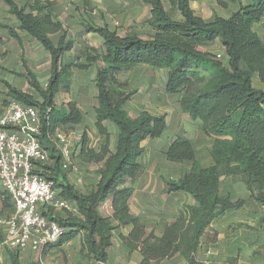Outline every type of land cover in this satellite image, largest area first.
Wrapping results in <instances>:
<instances>
[{"label":"trees","instance_id":"trees-1","mask_svg":"<svg viewBox=\"0 0 264 264\" xmlns=\"http://www.w3.org/2000/svg\"><path fill=\"white\" fill-rule=\"evenodd\" d=\"M137 1L150 8L148 24L154 29L150 38L119 36L106 26L86 23L84 31L102 39V52L84 49L70 60L66 54L75 49V44L55 15L52 1L33 0L20 6L15 0H0L17 21L15 27L0 23V45L4 43L2 33L22 45L19 33H23L50 56V78L45 86L23 64L22 77L39 100L8 84L5 95L10 101L38 110L37 139L50 162L38 164L37 172L52 181L57 198L76 211H65L63 218L53 217L51 208L43 213L63 229L57 246L81 234L84 256L91 264H106L113 233L131 227L119 238L128 252L142 255L140 264H157L175 254L186 264H201L197 252L203 238L212 234L213 242L217 235L211 223L246 205L244 199L222 195L224 179L239 177L249 200L264 207V89L258 90L252 83L256 76L264 85V38L254 30L255 25L264 27V0H247L227 18L215 16L210 23L195 16L190 0H169L179 20L165 11L162 0ZM214 42L220 44L223 54L207 51L206 47ZM141 65L166 72L165 94L180 95L181 113L199 121L202 138L211 141L208 166L197 161L194 146L185 137L175 136L166 149L167 162L189 165L178 180H164L166 193L185 194L194 205L180 213L178 219L183 216L186 225L177 228L174 223L163 237L147 232L130 209L134 185L143 169L142 143L161 138L168 128L164 115L144 111L131 118L124 110L135 91L120 77ZM92 66L97 93L92 109L94 127L103 143L100 152L95 153L87 148L86 134L81 137V154L99 165L95 188L83 194L67 180L55 137L60 130L82 124L84 117L75 102L57 104L56 97L67 91L66 77L73 69L84 71ZM106 125L114 130L113 151L109 149ZM105 203L110 205L109 217L99 212ZM12 264L19 263L13 258Z\"/></svg>","mask_w":264,"mask_h":264},{"label":"rangeland","instance_id":"rangeland-1","mask_svg":"<svg viewBox=\"0 0 264 264\" xmlns=\"http://www.w3.org/2000/svg\"><path fill=\"white\" fill-rule=\"evenodd\" d=\"M15 1L21 6L27 1L33 0ZM50 1L55 5V15L66 28L69 39L75 44V49L66 54V57L70 60L80 56L84 49H94L98 53L102 52V39L95 34L86 33L83 29V25L86 23L95 27L106 26L119 36L135 34L142 39H148L154 33V29L148 24L150 8L141 5L137 0ZM246 2L247 0H190V5L195 16L208 22L215 16L227 18ZM162 3L171 18L180 19L179 13L169 0H162ZM0 23L12 27L17 25L15 17L11 15L9 8L2 2H0ZM254 30L264 38L263 26L255 25ZM2 35L4 36V43L0 45V108L6 109L10 102L2 100L6 84L28 90L27 82L22 77L25 73L23 64L25 63L40 84L45 86L50 78V61L48 53L27 35L19 33L22 45L7 37L5 33H2ZM206 48H210L215 53L221 51L218 42L211 43ZM94 76L95 66L84 71L73 69L66 77L67 91L56 97L57 104L75 102L84 117L82 124L60 130L69 145L71 163L76 168V172H66L67 180L83 194L89 193L96 186L99 165L93 159H89L88 155L81 154V137L86 134L87 148L95 151V153L100 152L103 143V138L94 127L92 109L96 104L97 95ZM165 76L166 72L164 70L141 65L120 77L121 81L127 82L131 89L135 91L124 106V110L129 117L135 118L145 111L151 115H164L167 120L168 128L161 138L148 139L142 143L144 153L141 161L143 165L141 175L146 177L149 187L146 190L148 194H146L145 189H142V194L138 195L135 202V209L138 211L144 210L143 205L146 201L150 202L149 209L145 210L149 211L147 213L151 218L148 217L149 220L146 221V224L148 227L154 226L155 232H157L155 234L159 233L160 237L165 235L168 227H173L176 223L177 228L184 227L186 221L183 216L178 219L180 213L185 212L188 206L194 205L186 195H168L166 193L164 180H178L189 168V165H176L167 162L164 155L166 149L175 136L185 137L192 142L197 161L202 166H208L210 164L208 147L211 143L210 140L202 138L200 122L191 120L181 113L178 105L180 95L170 96L165 94ZM252 83L256 89H264V85L260 83L256 76L252 78ZM31 93L39 100L34 91ZM106 127L110 134L109 149L113 151L115 146L114 130L109 125H106ZM55 191L57 194L58 191ZM221 193L222 195L230 194L234 198H246V205L242 210L230 212L218 218L213 223V226L218 230V237L216 235L215 242L212 243V234H209L203 238L202 243L206 248H217L219 250L220 256L213 264H237L241 256H239V250L233 249L232 243L236 239H246L245 235L250 236L251 229H255L259 224L264 225V207L252 202L249 198L247 199L248 192L239 177L224 179L221 185ZM178 208L179 215L176 219H173ZM55 211L63 217L66 215L63 210ZM99 211L102 217H105L107 215V203L103 204ZM157 213L161 215L157 216ZM118 234L119 232L115 231L113 236L116 237ZM174 235L175 232L172 237ZM77 239L80 240V238ZM164 242H167V238ZM211 243L212 245H209ZM65 247L66 251L56 249L45 258H42V263L91 264L88 259L77 254L79 249L77 242L69 246L66 244ZM254 248V255H250L246 249L245 255L240 260L241 264H253V259L264 253L263 246H255ZM230 252L231 257L237 256V258L226 261L227 256L225 255L230 254ZM35 261H40L38 254L30 258L20 259L19 263L27 264ZM157 264H186V262L179 254H175L168 259L160 260Z\"/></svg>","mask_w":264,"mask_h":264},{"label":"built area","instance_id":"built-area-1","mask_svg":"<svg viewBox=\"0 0 264 264\" xmlns=\"http://www.w3.org/2000/svg\"><path fill=\"white\" fill-rule=\"evenodd\" d=\"M39 133L38 110L10 101L0 115V186L14 206L11 217L0 218V226L5 229L1 246L8 251L29 248L41 253L63 234V229L43 213L49 208L76 212L57 198L54 183L37 172L38 164L50 162L48 152L37 139ZM55 138L62 169L76 172L64 135L58 132Z\"/></svg>","mask_w":264,"mask_h":264},{"label":"crops","instance_id":"crops-1","mask_svg":"<svg viewBox=\"0 0 264 264\" xmlns=\"http://www.w3.org/2000/svg\"><path fill=\"white\" fill-rule=\"evenodd\" d=\"M214 18L215 17H213L208 22H206L204 20L203 21L206 22V23H210V22H212L214 20ZM206 49H207V51H209L211 53H215L210 48H206ZM215 54H223L222 47H221V51L219 53H215ZM48 58H49V61H50V56ZM49 65H50V63H49ZM12 87L16 88L17 90H19L21 92H24V93H27L29 95H32L31 92L33 90L29 87V85L27 86L28 90L19 89V88L15 87V86H12ZM6 91H7V88L5 87L4 88V95L2 97V100L3 101L4 100L5 101H10L9 98H7L6 95H5ZM4 109L5 108H0V115L3 113ZM148 184L149 183H148V181H146V177H143L141 175V173H140V175H139V177L136 180L135 185H134L135 196H134V198L132 200L131 207H130L131 212L135 216L139 217L143 224L144 223L146 224L147 223L146 221L149 220L148 217H150V216H148L149 214L147 213L149 211L145 210V209H149L150 202L149 201L145 202V204L143 205V207H144L143 211H138V210L135 209V202H136V198L138 197V195L142 194V191H141L142 189H145V192H146V190H148V187H149ZM146 194H148V193L146 192ZM167 194L168 195H179V194L185 195V194H182V193H173V194L167 193ZM188 198H190V197L188 196ZM248 198H249V193H248L247 199ZM241 199L246 200V198H241ZM190 200H192V199L190 198ZM242 209H240V210H242ZM13 212H14V206H13L11 200L8 198V196L5 195L4 191L2 190V188L0 186V218H9V217L12 216ZM150 214H151V212H150ZM160 215H161L160 213H157V216H160ZM178 215H179V208L176 210V214L173 217V219H176L178 217ZM52 216L53 217L63 218V216H61V214L57 213V211H53L52 212ZM109 216H110V205H109V203H107V215L105 217H109ZM216 220H214L211 223L210 228L213 229L216 232L217 237H218V230L213 226V223ZM261 225L259 224L258 227H255V229H253V230L251 229L250 236L249 235H245L246 239H242V238L241 239H236L232 243V245L234 246L233 249H235L236 251L239 250V256H241V257H239V261H238L237 264H241L240 260H242L241 259L242 256L245 255L246 249L250 253V255H254V252H255V248L254 247L255 246H258V247L259 246H261V247L263 246L264 247V225H262V226ZM145 227H146V231L147 232L152 231L155 236L160 237L159 233L155 234L157 232H155V227L154 226L148 227V225L146 224ZM130 230H131V227H125V228H122V229L118 230L119 234L116 235V237L112 236L111 247L108 250V256H107L106 264H140L142 262V259H143L142 255L138 251L128 252L126 247H125V245H124V243L119 238L120 234L126 235V234H128V232ZM4 232H5L4 227L0 226V264H12V259L13 258L17 259V261L19 263L20 259L30 258L31 256H35L36 254L39 255V258H40V261H41L42 258H45L48 254L54 252L56 249H59V250H62V251H66L67 250V249H65L66 248L65 247L66 244H67V246H69L70 244L71 245L74 244V242H77V244H79V249L77 251V254H79L81 257L87 259L84 256L85 252H83V250H82L83 243H82L81 234H79L78 236H76L75 238H73L72 240L66 242L65 244H63L61 246H57L56 244H53V245L48 246L47 248L43 249L41 253H36V252L31 251L29 248H27V249H25L23 251H8L3 246H1V242H2V240L4 238ZM251 234H253V236H251ZM77 238H80V240H78ZM212 243L209 244V245H212ZM213 246H215V245H213ZM219 256H220V253H219V250L217 248L216 249H214V248H206V246H204L203 243H201V246H200V248H199V250L197 252L198 261L201 264H213L217 260V258H219ZM225 256H227L226 261H228L229 259L231 260L233 258H237V256L236 257H231L232 256L231 252H230V254H227ZM252 258H253V256H252ZM29 263H31V262H28L27 264H29ZM259 263L260 264H264V253L263 254H259L258 257H255L253 259V264H259Z\"/></svg>","mask_w":264,"mask_h":264}]
</instances>
